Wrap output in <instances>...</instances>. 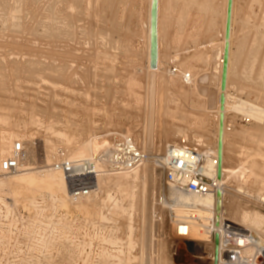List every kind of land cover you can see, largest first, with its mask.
Here are the masks:
<instances>
[{
  "label": "rangeland",
  "instance_id": "obj_1",
  "mask_svg": "<svg viewBox=\"0 0 264 264\" xmlns=\"http://www.w3.org/2000/svg\"><path fill=\"white\" fill-rule=\"evenodd\" d=\"M189 2L161 0L158 117L141 36L147 0H0V155L11 156L17 141L25 145L22 168L0 171V264H214L212 240L222 221L253 232L264 243V204L257 196L264 195V120L231 107L208 113L191 84L182 81L183 73L195 78L197 70L207 68L200 55L206 48L198 47L219 43L224 29L225 0H197L195 7ZM235 4L230 103L243 99L264 111V0ZM174 67L180 73H173ZM121 135L145 144L152 156L165 152L169 142L184 140L205 151L207 146L195 138L221 139L227 191L223 202L217 198V214L204 238L191 240L190 223L186 234L179 229L187 219L175 215L185 209L171 199V186L154 159L139 168L142 173L153 168L148 180L133 179V171L105 174L98 177L92 195L76 200L69 196V183L54 172V162L63 156L92 159ZM230 136L238 138L235 148ZM211 147L218 155L217 144ZM123 176L131 179L115 183ZM73 183L76 187L86 180ZM57 189H65L61 197ZM255 208L249 213L262 214L263 221H240L246 209ZM60 222L67 225L65 231ZM146 236L151 237L144 242ZM220 256L226 258L223 252Z\"/></svg>",
  "mask_w": 264,
  "mask_h": 264
},
{
  "label": "bare ground",
  "instance_id": "obj_2",
  "mask_svg": "<svg viewBox=\"0 0 264 264\" xmlns=\"http://www.w3.org/2000/svg\"><path fill=\"white\" fill-rule=\"evenodd\" d=\"M79 1V0H78ZM82 2V0H80ZM156 1V6H157V15H156V18H155V21L156 23H154V26H153V23H152V20H153V17H152V6H153V3ZM235 1L236 0H225V4H224V14H223V33L222 35L220 36V41L219 43L217 42H207V43H203L201 44L198 48L201 49V50H204L205 48V51L201 52V59L204 61V63L206 64L205 66H207L206 69H200V70H197L196 71V74H195V78L191 77V86L195 89V92L197 94V96L200 98V100L203 102V105H204V109L206 112L208 113H217L218 111H220L221 109L223 108H227V107H231V110H234V111H237V112H240V113H245L247 114L249 117L253 118L254 120H264V111L263 109L255 104V103H252V102H249L247 100H243V99H235L232 103H230L231 101V94L229 93V82H230V75H231V66H232V57H233V51H232V34H233V24H234V15H235ZM258 1V0H257ZM80 4V3H79ZM161 0H147V15L145 17V20L142 22V37L144 36V44L146 47V68H147V71L151 72L150 76H149V88H150V92H151V98L153 97H156V100H157V106H156V116L158 114V117L160 116V111H161V102H162V99L160 97V94H159V91L158 92H155V90H157V82H156V72L158 70H160L161 68V55H162V49H163V43H162V32H161V28H162V5H161ZM197 5V0H190L189 2V5L192 6V7H195L194 6ZM75 5V4H73ZM5 6V5H4ZM79 7V6H78ZM198 9L200 10L199 13H204L201 12V10L203 9L204 10V6H200L198 5ZM222 10V8L220 9ZM206 12V11H205ZM200 15V14H199ZM203 15V14H202ZM203 17V16H201ZM70 19V17H69ZM201 22V21H200ZM152 34H155L157 36V46H158V56H157V64H156V67L155 68H152L151 67V45H152ZM142 37H138L137 38V45L140 44L141 40H142ZM194 48V47H193ZM193 48H188L186 51L187 52H191L193 50ZM197 47H195L196 49ZM176 58V57H175ZM179 59V58H178ZM260 63V62H259ZM204 66V65H203ZM159 73V71H158ZM159 76V75H157ZM190 76H191V73H190ZM181 79V78H180ZM160 80V79H159ZM263 81V79H262ZM260 81V82H262ZM189 85V84H187ZM149 91V90H148ZM194 92V93H195ZM149 94V93H148ZM156 94V95H155ZM195 94V95H196ZM147 96V95H146ZM150 97V96H148ZM148 99V98H147ZM149 102V101H148ZM150 104V103H149ZM150 106V105H149ZM147 108V107H146ZM155 110V109H154ZM149 113V112H147ZM152 113V112H151ZM149 115V114H148ZM151 115V114H150ZM158 117L156 119V121L158 120ZM148 121V119H147ZM155 122V121H154ZM149 123V122H148ZM158 123V121H157ZM33 124V123H32ZM147 124V122H146ZM155 124V123H154ZM40 125V124H39ZM148 125V124H147ZM146 126V125H145ZM149 126V125H148ZM155 126H157L155 124ZM156 128V127H154ZM147 128H145L146 130ZM156 131V130H155ZM146 132V131H145ZM221 132H222V123H221ZM148 134V133H147ZM146 136V135H144ZM145 138V137H144ZM148 138V136H147ZM147 140V139H146ZM140 141V140H138ZM143 141V140H142ZM141 142V141H140ZM147 142V141H145ZM140 144V143H139ZM14 145V144H13ZM178 145V144H177ZM48 146V145H47ZM145 147H147L145 144L143 145ZM142 146V147H143ZM49 147V146H48ZM146 151L148 148H145ZM12 150H13V146H12ZM150 151V150H149ZM148 151V152H149ZM157 152V150H155ZM205 154V158H204V165H203V172L209 176V177H215L216 181H217V188L214 192H208V193H205V194H202V195H198V194H194V193H191V192H188L187 190H185L184 188H181V187H177V186H171L169 187L168 189L169 190V193L171 192V199H175L174 201H176V204H180L182 207L180 209H185V210H177L176 212V215H175V218L179 219V220H186L191 224V229H189V234H190V238L191 240H198V239H202L204 238L203 236H205L206 233H208L210 230L209 227V224L211 223V218L214 217L217 213H216V202H217V198H221L222 199V202L223 200H225V194H226V189H225V186H226V183L225 181L223 180L224 179V176H223V169H222V141L221 139L219 140V143H218V152L217 154L218 155H213V151H210V152H206V151H203ZM158 153V152H157ZM160 154H162L161 152H159ZM164 153V152H163ZM157 155V154H156ZM49 156V155H48ZM95 157V156H94ZM92 157V159L94 158ZM154 158V157H153ZM152 158V159H153ZM3 159V157H1L0 155V163H1V160ZM5 159V158H4ZM48 159V158H47ZM91 159V158H90ZM21 160H22V155L20 156L19 158V162L21 164ZM50 160V159H48ZM155 162H158L160 160H158V158H155L154 159ZM48 162V161H47ZM157 164V163H156ZM147 165V163L145 164ZM250 165H252V168L253 166L256 167L255 165L257 164H254V163H251ZM249 165V166H250ZM153 166V165H152ZM248 166V168L251 170V168ZM144 168V167H143ZM145 169V170H144ZM143 169V173L141 172V169L137 168L135 170H132L133 171V175H132V178L133 179H137L139 177L143 178V179H147L148 178V175H149V172L153 171V168L152 170H150L149 168H144ZM53 170L54 172L58 173V174H61L63 176V173L62 171L58 170V169H55L53 167ZM158 170V169H156ZM154 169V171H156ZM139 171L140 174H143V175H139L137 174V172ZM163 172V171H162ZM159 174L161 172H158ZM127 174V173H126ZM152 174V173H151ZM154 175V174H153ZM157 175V174H155ZM230 177L233 174V172H229L228 174ZM107 176V175H106ZM152 176V175H150ZM160 176V175H159ZM101 178V176H99ZM110 177V175H109ZM150 178V177H149ZM159 178V177H158ZM239 178V177H238ZM127 179H131L130 177L128 176H123L120 180L115 179V183L117 184H121L126 182ZM237 179V178H236ZM139 179H137L138 181ZM148 180V179H147ZM146 180V181H147ZM133 181V180H132ZM136 181V180H135ZM134 181V183H135ZM144 180V182H146ZM152 180H149V183H151ZM235 181V180H234ZM143 182V184H144ZM154 182V181H153ZM114 183V182H113ZM162 183V182H161ZM74 185V183H73ZM121 185H119L120 187H122ZM134 185V184H133ZM124 186V185H123ZM146 185L144 184V187ZM154 186V184L152 185ZM147 188L149 187L148 186V182H147ZM155 187V186H154ZM160 188H161V184H160ZM118 189V188H117ZM150 191L153 190L151 189V187H149ZM144 190V188H143ZM155 190V189H154ZM62 191H65V189H57L56 192H57V196L58 197H61L59 194L62 192ZM149 191V192H150ZM161 191H162V188H161ZM147 192V195L148 193ZM152 192V191H151ZM150 192V193H151ZM155 194V193H154ZM264 194V193H263ZM151 195V194H150ZM149 195V196H150ZM3 194L1 195V199L2 198ZM148 196V197H149ZM258 196V200L261 199L264 195H257ZM147 197V198H148ZM252 197V196H251ZM172 199V200H173ZM4 200V199H3ZM149 201V198L147 199ZM146 200V201H147ZM152 200V199H151ZM144 201V200H143ZM3 202V201H2ZM152 202V201H151ZM165 202V201H164ZM173 202V201H172ZM202 202V203H201ZM146 203V202H145ZM148 203V202H147ZM166 203V202H165ZM3 204V203H2ZM151 204V203H150ZM177 204V205H178ZM225 204V202H224ZM149 205V204H148ZM147 205V206H148ZM45 206V205H44ZM231 207V203L229 205ZM240 206V205H239ZM243 206V205H241ZM152 206L150 205V207L148 206L147 208H151ZM174 207V206H173ZM187 207H190V208H194V216H191V214L189 213V210L187 209ZM224 207H227V206H224ZM237 208V206H235ZM245 207V206H243ZM154 208V207H153ZM175 208V207H174ZM179 208V206H178ZM229 208V207H228ZM246 208V207H245ZM250 208V207H249ZM239 209V208H238ZM241 209V208H240ZM248 209V207H247ZM246 209V212H244L242 214V217H241V222H249V223H252L254 225H258L261 221H263V216L262 214H258V213H254V214H251L254 212L255 209L248 211ZM171 210V209H170ZM237 210V209H236ZM244 210V209H243ZM47 211V210H46ZM145 211V210H144ZM175 211L172 210V212ZM225 209L223 208V213H224ZM242 211V209L240 210ZM245 211V210H244ZM253 211V212H252ZM154 212V211H153ZM171 212V211H170ZM171 212V214H172ZM251 212V213H249ZM144 213V212H143ZM142 213V215H144ZM148 213V212H147ZM156 213V212H155ZM239 213V211H238ZM237 213V214H238ZM263 213V212H261ZM236 214V213H235ZM150 215V214H149ZM222 214H219V216H221ZM144 216H147V215H144ZM224 216V215H223ZM143 217V216H142ZM240 217V215H237V218ZM146 218V217H145ZM148 218V216H147ZM144 219V218H143ZM152 219V218H151ZM145 220V219H144ZM150 220V216H149V219L148 221H146L147 223L149 222ZM143 221V220H142ZM141 221V222H142ZM177 221V220H175ZM230 221V220H228ZM145 222V223H146ZM151 222V221H150ZM149 222V224H150ZM231 222V221H230ZM55 223V222H54ZM58 223V222H57ZM147 223L145 225H147ZM182 223V222H181ZM232 223H235V222H232ZM238 223V222H237ZM143 224V222H142ZM236 224V223H235ZM58 225V224H57ZM60 226V230L62 231H65L66 230V224H62L60 222L59 224ZM181 225V224H180ZM218 225H219V222H218ZM237 225V224H236ZM239 225V224H238ZM54 226H56L54 224ZM150 226V225H149ZM152 226V225H151ZM150 226V227H151ZM212 226V225H211ZM240 226V225H239ZM149 227V228H150ZM200 227L203 228L204 232H199L200 230ZM213 227V226H212ZM34 228V227H33ZM143 228V227H142ZM144 229V228H143ZM151 229V228H150ZM181 230H184V227H180ZM213 229H215V227H213ZM217 230H219V227H216ZM142 230V229H141ZM147 230V229H145ZM144 230V231H145ZM179 230V229H178ZM209 230V231H208ZM143 231V230H142ZM150 231V230H149ZM214 231V230H213ZM216 231V230H215ZM246 231V230H245ZM248 231V230H247ZM251 231V230H250ZM46 232V231H45ZM148 232V231H147ZM151 233V232H149ZM251 233V232H250ZM253 233V232H252ZM251 233V234H252ZM255 233V231H254ZM35 234V233H34ZM44 234V233H43ZM61 234V233H60ZM153 234V232H152ZM188 234V235H189ZM218 236H219V231H218ZM216 234V235H217ZM256 234V233H255ZM147 236L148 233L146 234ZM144 236H145V232H144ZM143 237V238H146V240H144V242L152 236H150L149 238L148 237ZM254 236V235H253ZM44 237V236H43ZM260 237V236H259ZM40 238V237H39ZM38 238V239H39ZM261 238V237H260ZM44 239V238H43ZM142 241V240H141ZM213 243H214V247L215 248V256L213 257V260H214V264L215 262L217 261V264H237L235 263L232 259H229V255L227 254H224V256L226 258L224 259H221V256H220V252H223L220 248V245H218V251L216 250V241H215V238L214 240H212ZM219 241H220V237H219ZM151 242V240H150ZM255 242L257 244H259V246H262L263 249H264V243L262 244V241L258 239V237L255 236ZM141 243V242H140ZM149 244V242H148ZM147 244V245H148ZM212 244V243H211ZM43 245V244H42ZM141 251H143L141 249ZM145 251V250H144ZM147 254V253H146ZM150 254V253H149ZM148 256V255H147ZM151 256V255H149ZM148 256V257H149ZM154 256V254H153ZM152 256V257H153ZM150 257V258H152ZM149 258V259H150ZM147 260V259H145ZM154 260V259H153ZM212 260V261H213ZM150 261V260H149ZM152 261V260H151ZM150 261V262H151ZM154 263V262H153ZM152 263V264H153Z\"/></svg>",
  "mask_w": 264,
  "mask_h": 264
},
{
  "label": "built area",
  "instance_id": "obj_3",
  "mask_svg": "<svg viewBox=\"0 0 264 264\" xmlns=\"http://www.w3.org/2000/svg\"><path fill=\"white\" fill-rule=\"evenodd\" d=\"M172 72L180 73L176 67ZM182 81L190 84V73H183ZM24 150L25 145L22 141L15 142L11 156L1 161L0 171L18 172L22 168L19 158ZM204 154L198 147L168 144L164 153L152 156L133 136L121 135L103 146L93 159L72 160L63 156L54 162L53 167L62 171L65 180L69 183L68 194L74 200L95 193L98 190L99 176L130 172L144 166L153 157V159H161L157 164L163 169L167 184L202 195L214 192L217 188L215 177H209L203 172ZM80 179H85L86 183L74 187L73 182ZM260 202L264 204V196ZM187 209L194 216V208L187 207ZM181 222L179 229L183 226L186 234L189 222ZM219 225V245L223 253L229 255V259L237 264H264V249L255 242V237L250 232L226 221L220 222Z\"/></svg>",
  "mask_w": 264,
  "mask_h": 264
},
{
  "label": "water",
  "instance_id": "obj_4",
  "mask_svg": "<svg viewBox=\"0 0 264 264\" xmlns=\"http://www.w3.org/2000/svg\"><path fill=\"white\" fill-rule=\"evenodd\" d=\"M156 1L153 3L152 6V23L154 26V23H156L155 18L157 15V6ZM157 56H158V46H157V36L155 34H152V45H151V67L155 68L157 64ZM215 241H216V250L218 251V245H219V236L218 234L215 235ZM217 264V261L215 262Z\"/></svg>",
  "mask_w": 264,
  "mask_h": 264
},
{
  "label": "crops",
  "instance_id": "obj_5",
  "mask_svg": "<svg viewBox=\"0 0 264 264\" xmlns=\"http://www.w3.org/2000/svg\"><path fill=\"white\" fill-rule=\"evenodd\" d=\"M162 61V60H161ZM162 64V63H161ZM184 134L186 135V133L184 132ZM202 136H204V135H202ZM195 138V137H194ZM232 138V139H231ZM198 142H200V143H203V144H205L206 146H207V150H205L206 152H210V151H212V145H214L215 144V146H216V144H217V147H218V142L216 143V141L215 140H210V138L208 137V136H205V139L203 140V141H201V140H199V139H197V138H195ZM236 139H238V138H234V137H231L230 136V138H229V140H228V142L230 141V145H233V147L235 148V146L237 145V140ZM185 141L184 140H181V142H169V143H167L166 144V147L168 146V144H183ZM225 148V151H226V154H227V144H226V146L224 147ZM202 151H204V150H202ZM228 159H229V157L227 156V161H228Z\"/></svg>",
  "mask_w": 264,
  "mask_h": 264
}]
</instances>
